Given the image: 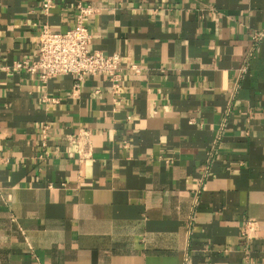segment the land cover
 <instances>
[{
    "label": "crops",
    "instance_id": "0c3cea01",
    "mask_svg": "<svg viewBox=\"0 0 264 264\" xmlns=\"http://www.w3.org/2000/svg\"><path fill=\"white\" fill-rule=\"evenodd\" d=\"M78 1L116 92L13 67ZM42 2L0 0V264H264V0Z\"/></svg>",
    "mask_w": 264,
    "mask_h": 264
},
{
    "label": "built area",
    "instance_id": "2783aa9c",
    "mask_svg": "<svg viewBox=\"0 0 264 264\" xmlns=\"http://www.w3.org/2000/svg\"><path fill=\"white\" fill-rule=\"evenodd\" d=\"M54 6V0H43L42 2V9L45 13ZM75 8V20L72 26L64 31H53L48 23H44L37 35L35 55L13 61V67L36 75L43 82L58 75H71L75 79V88L87 75L105 74L109 77L112 91L116 92L121 79V54L119 52L105 54L99 50H89L91 32L87 19L96 12L97 7L78 1ZM263 35V31L254 34L252 36L254 42L257 43ZM3 68L8 69L9 66L4 65ZM128 68L136 72L140 69L137 64H130ZM247 69L248 58L246 57L239 69L240 76L246 73ZM46 99L44 97V100ZM225 124L226 117L219 124L216 139L221 136ZM47 128V124L40 127L43 145H46L48 140ZM46 153L45 151V155ZM199 186L203 187L202 180L199 181ZM251 229L252 222H249L242 230L243 234H248ZM183 264L186 262L184 261Z\"/></svg>",
    "mask_w": 264,
    "mask_h": 264
}]
</instances>
